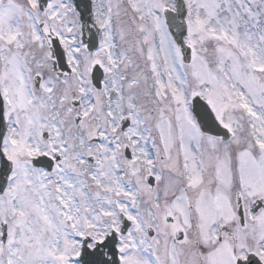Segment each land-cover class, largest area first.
<instances>
[{
    "label": "snow or ice",
    "instance_id": "1",
    "mask_svg": "<svg viewBox=\"0 0 264 264\" xmlns=\"http://www.w3.org/2000/svg\"><path fill=\"white\" fill-rule=\"evenodd\" d=\"M0 264H264V0H0Z\"/></svg>",
    "mask_w": 264,
    "mask_h": 264
}]
</instances>
